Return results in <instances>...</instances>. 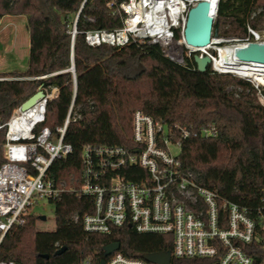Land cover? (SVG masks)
Instances as JSON below:
<instances>
[{
    "label": "trees",
    "instance_id": "1",
    "mask_svg": "<svg viewBox=\"0 0 264 264\" xmlns=\"http://www.w3.org/2000/svg\"><path fill=\"white\" fill-rule=\"evenodd\" d=\"M126 1L0 0V19L26 16L30 36L28 67L0 73V120L7 122L40 86L58 87L57 96L46 105L42 126L55 130L63 124L71 104L82 115L69 125L66 136L74 151L55 160L48 171V177L64 189L49 199L54 205L55 229H37L40 215L32 212L25 224L11 228L5 236L1 260L16 264H84L90 260L101 264L107 258L104 248L112 242L133 257L172 250V238L165 234L137 233L131 226L105 235L83 229V218L92 212L94 199L80 193L82 146L87 141L132 145L136 109L169 125L176 122L196 130V135L183 139L178 157L198 184L241 206L255 209L264 205V104L258 89L242 77L218 74L210 66L200 72L193 57H186V64L181 65L163 55L157 43L90 46L85 40L87 31L123 26L125 13L120 5ZM218 2L214 36L247 37L248 26L263 28L264 0ZM230 84L241 89H229ZM213 124L216 135L200 134ZM6 131L5 126L0 130V166L6 160ZM63 247L66 249L57 253ZM171 261L207 264L197 258L174 257Z\"/></svg>",
    "mask_w": 264,
    "mask_h": 264
},
{
    "label": "built area",
    "instance_id": "2",
    "mask_svg": "<svg viewBox=\"0 0 264 264\" xmlns=\"http://www.w3.org/2000/svg\"><path fill=\"white\" fill-rule=\"evenodd\" d=\"M196 1L128 0L120 5L125 13L122 27L89 30L85 40L90 46L157 43L163 55L181 65L186 64V57L197 53L210 57L212 71L233 74L217 69L221 48L264 44V30L248 26L247 37L237 38L212 34L211 43L216 41L215 47H208L210 43L203 50H193L182 32L187 11ZM240 77L255 87L264 86ZM48 92L50 97H42L40 93L33 104H41V110L36 112L29 130L24 131L17 122L10 124L17 109L24 107L28 99L16 107L7 122L0 120V130L7 128L3 144L6 160L0 166V246L11 228L26 223L39 198L53 199L64 190L48 177V171L55 160L65 159L74 151L66 136L69 125L81 120L82 115L71 104L63 124L55 130L42 126L46 105L57 96L58 87L52 86ZM131 124L132 145L121 141H87L82 146L80 193L94 199L92 212L83 218V229L105 235L131 226L137 233L168 235L173 244L171 260L175 257L197 258L207 264H264V205L253 209L231 202L219 191L198 184L183 169L178 157L182 141L196 135V130L176 122L169 125L140 109L133 112ZM216 133L214 124L200 131L201 135ZM173 147L179 148L178 154L172 153ZM78 218L77 214L73 216L75 221ZM83 263L91 264L90 260ZM104 263L159 264L143 255L127 256L120 250L108 255ZM0 264L16 262L0 259Z\"/></svg>",
    "mask_w": 264,
    "mask_h": 264
},
{
    "label": "rangeland",
    "instance_id": "3",
    "mask_svg": "<svg viewBox=\"0 0 264 264\" xmlns=\"http://www.w3.org/2000/svg\"><path fill=\"white\" fill-rule=\"evenodd\" d=\"M260 30H264V26ZM29 38V28L26 16L8 15L0 19V73L20 72L28 67L30 50ZM253 80L257 81L255 79ZM228 87L229 89L234 90L241 89L240 87H235L233 84H230ZM51 88L52 86L47 90L50 91ZM255 88L258 89L260 101L264 104V97L261 94L264 92V86L259 85V87ZM172 153L178 154L179 148L173 147ZM32 210L33 212L38 213V215L43 214L47 216L46 220L38 219L36 223L37 229L44 231H53V229H55L56 220L54 205L50 203L48 198H39L32 207Z\"/></svg>",
    "mask_w": 264,
    "mask_h": 264
},
{
    "label": "water",
    "instance_id": "4",
    "mask_svg": "<svg viewBox=\"0 0 264 264\" xmlns=\"http://www.w3.org/2000/svg\"><path fill=\"white\" fill-rule=\"evenodd\" d=\"M197 3L190 7L186 14V22L182 32V37L187 44L192 45L197 48H203L209 45L212 42L213 36V25L215 21V16L217 13L219 2L216 0V5L214 6V10L212 13L213 3L209 0H197ZM79 15V14H78ZM194 62L197 66V70L200 72H204L210 63V57L208 55L200 56L197 53L193 55ZM74 71V66L71 68ZM44 89L42 86L38 88V90L30 97L24 107L29 108L33 106L37 99L40 97V90ZM41 220H46L47 216L41 214ZM121 245L118 242H112L107 244L104 248L105 257L112 254L115 251L120 250ZM66 248L63 247L57 251V253H61ZM144 258L153 263L159 264H170L171 263V254L170 251H157L155 253H145ZM101 264H105L104 260L100 262Z\"/></svg>",
    "mask_w": 264,
    "mask_h": 264
},
{
    "label": "bare ground",
    "instance_id": "5",
    "mask_svg": "<svg viewBox=\"0 0 264 264\" xmlns=\"http://www.w3.org/2000/svg\"><path fill=\"white\" fill-rule=\"evenodd\" d=\"M209 1L213 3V13L216 0ZM215 42L211 43L208 47H213ZM189 47L193 50H203L204 48H197L192 45H189ZM220 53L221 58L217 59L218 70L230 72L237 76H247L248 78H252V80H257L260 84H264V44H237L228 48H221ZM39 93H41L42 97L48 98L51 96V92L46 90H40ZM17 110L18 112L10 124L13 126L17 122L23 127L24 131H27L31 128L33 121L37 117L36 112L41 110V104L38 103L33 107H22Z\"/></svg>",
    "mask_w": 264,
    "mask_h": 264
},
{
    "label": "crops",
    "instance_id": "6",
    "mask_svg": "<svg viewBox=\"0 0 264 264\" xmlns=\"http://www.w3.org/2000/svg\"><path fill=\"white\" fill-rule=\"evenodd\" d=\"M5 17V16H4Z\"/></svg>",
    "mask_w": 264,
    "mask_h": 264
}]
</instances>
